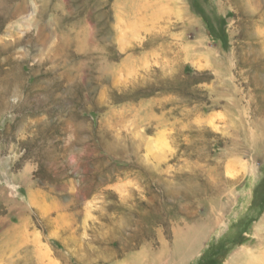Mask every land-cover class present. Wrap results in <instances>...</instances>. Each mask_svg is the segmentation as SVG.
I'll return each mask as SVG.
<instances>
[{
    "label": "rangeland",
    "instance_id": "374dc122",
    "mask_svg": "<svg viewBox=\"0 0 264 264\" xmlns=\"http://www.w3.org/2000/svg\"><path fill=\"white\" fill-rule=\"evenodd\" d=\"M263 218L264 0H0V264H264Z\"/></svg>",
    "mask_w": 264,
    "mask_h": 264
},
{
    "label": "bare ground",
    "instance_id": "6f19581e",
    "mask_svg": "<svg viewBox=\"0 0 264 264\" xmlns=\"http://www.w3.org/2000/svg\"><path fill=\"white\" fill-rule=\"evenodd\" d=\"M185 242H186V240L184 241V239H183V241H182V239H181V241L179 240V243H177V245H176L175 252L172 253L170 256L171 261L169 264H181V262L183 263V262L187 261L192 255L195 254L197 247H198V244H196L197 241L191 240L192 245L190 244V247L188 249L186 247ZM183 250H185V252L182 255ZM156 263H157V261H156Z\"/></svg>",
    "mask_w": 264,
    "mask_h": 264
},
{
    "label": "crops",
    "instance_id": "0c3cea01",
    "mask_svg": "<svg viewBox=\"0 0 264 264\" xmlns=\"http://www.w3.org/2000/svg\"><path fill=\"white\" fill-rule=\"evenodd\" d=\"M261 223H263V224H264V218H263V222H261Z\"/></svg>",
    "mask_w": 264,
    "mask_h": 264
}]
</instances>
